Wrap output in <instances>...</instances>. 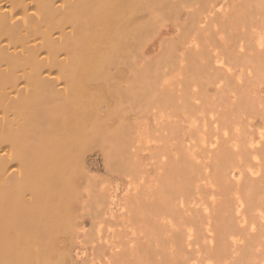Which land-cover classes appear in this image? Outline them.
<instances>
[{"label":"bare ground","instance_id":"obj_1","mask_svg":"<svg viewBox=\"0 0 264 264\" xmlns=\"http://www.w3.org/2000/svg\"><path fill=\"white\" fill-rule=\"evenodd\" d=\"M0 264H264V0H0Z\"/></svg>","mask_w":264,"mask_h":264}]
</instances>
